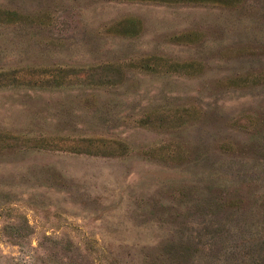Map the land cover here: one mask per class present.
<instances>
[{
  "label": "rangeland",
  "instance_id": "obj_1",
  "mask_svg": "<svg viewBox=\"0 0 264 264\" xmlns=\"http://www.w3.org/2000/svg\"><path fill=\"white\" fill-rule=\"evenodd\" d=\"M0 264H264V0H0Z\"/></svg>",
  "mask_w": 264,
  "mask_h": 264
}]
</instances>
